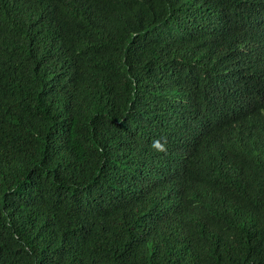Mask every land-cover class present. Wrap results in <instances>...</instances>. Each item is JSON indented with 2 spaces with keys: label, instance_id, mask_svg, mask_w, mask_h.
<instances>
[{
  "label": "trees",
  "instance_id": "1",
  "mask_svg": "<svg viewBox=\"0 0 264 264\" xmlns=\"http://www.w3.org/2000/svg\"><path fill=\"white\" fill-rule=\"evenodd\" d=\"M0 264H264V0H0Z\"/></svg>",
  "mask_w": 264,
  "mask_h": 264
},
{
  "label": "clouds",
  "instance_id": "2",
  "mask_svg": "<svg viewBox=\"0 0 264 264\" xmlns=\"http://www.w3.org/2000/svg\"><path fill=\"white\" fill-rule=\"evenodd\" d=\"M152 147L156 149L158 152H165L166 151V143H161L159 139L153 142Z\"/></svg>",
  "mask_w": 264,
  "mask_h": 264
}]
</instances>
